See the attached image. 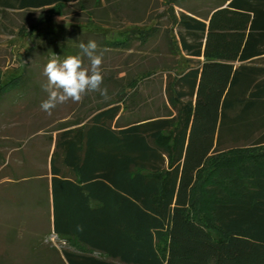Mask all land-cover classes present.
Wrapping results in <instances>:
<instances>
[{"label":"trees","instance_id":"obj_1","mask_svg":"<svg viewBox=\"0 0 264 264\" xmlns=\"http://www.w3.org/2000/svg\"><path fill=\"white\" fill-rule=\"evenodd\" d=\"M187 1L165 0V13L142 23L148 0H0L1 11L38 10L36 22L19 28L24 34L49 22L52 14L41 16L49 9L59 8L62 15L80 11L84 20L58 23L44 35L62 59L80 53L70 43L84 33L128 49L134 40L149 44L163 31L169 55L136 76L104 77L110 99L93 93V107L78 105L81 114L29 145L20 135L11 138L16 128L7 127L0 166L18 179L39 176L40 214L34 218L46 245L55 248L47 241L51 233L61 237L57 196L63 202L71 192L84 195L89 205L82 231L74 234L110 255L109 245L121 242L122 250L129 249L121 254L122 264H264V1H229L213 12L212 4L200 11L192 3L186 7ZM25 72L17 66L0 71V102L11 96L25 105L38 102L40 84L25 83ZM151 81L160 85L163 111L157 105L144 113L158 100L149 105L140 93L139 86ZM25 181L14 186L31 189V180ZM26 208L0 220V251L15 248L17 237L30 233L24 227L33 216L23 213ZM64 255L69 264L109 263ZM0 264L17 262L0 252Z\"/></svg>","mask_w":264,"mask_h":264},{"label":"rangeland","instance_id":"obj_2","mask_svg":"<svg viewBox=\"0 0 264 264\" xmlns=\"http://www.w3.org/2000/svg\"><path fill=\"white\" fill-rule=\"evenodd\" d=\"M148 1H150L147 7L148 14L144 16L142 23L148 22L151 15H161L162 13H165L166 7L163 6V1L165 0H156L157 2H155V0ZM191 1L189 0V2H185L184 5L186 7H191L193 4L195 9L200 11L208 10L212 4V1L209 0ZM70 8L71 7L68 9ZM117 13L118 15L123 14L120 10H118ZM49 14H52L49 22L39 24L36 32L24 34L18 32L19 28L28 27L30 24L36 22L37 17H39L38 10H0V71H3L9 66L24 67L26 71L24 73L25 79H36L40 84L36 87L38 90L37 92L40 93L34 96L38 101L37 103L32 104L29 102L28 105H25L24 101L19 100L17 102H13L12 100L16 96H11L10 101L4 100L0 102V121H2V119L6 121L5 126H10L9 129L16 128V135H20L24 142H26V145H29L33 139L35 140L40 138V136H43V132L48 135L50 134L49 131L57 125L65 122V120L69 121L73 119L81 111L78 105L85 106L82 104L85 102L86 104H89L90 107H93L97 102L94 94L90 93L84 98L82 103L76 104L69 102L67 104L60 105L53 110L51 115H48L41 110V102L47 98V93L41 87L42 83L46 80V78L42 75V71L52 55H57V53L50 50V46H48L49 41L44 35H46V31H54V29L58 27V23L66 24V21H76L77 23L81 22L85 18V16L78 10H67V14L62 15L59 12V8L49 9L47 12L45 11V13H42L41 16H48ZM166 19V17H163L158 20V22L161 23V30L164 29ZM139 27L142 26L139 25ZM69 30L71 31L70 27ZM162 33L163 31L149 44L142 45L139 40H134L128 49L111 48L107 44L102 43L101 37L87 33H84L80 37H75V43L72 42L70 45L79 47L81 42L86 44L90 40L96 41L99 46L98 50L103 51L104 77L112 74L114 78L112 80L118 81L117 78L119 77L136 76L139 72L145 69L152 66L159 67L163 64L162 62H165V60L168 61L167 59H169V55H166V48L163 46L161 37ZM108 35H110L108 37H111L114 33H109ZM162 59H164V61H162ZM85 63H88L87 58H85ZM161 74L163 75L164 73H161L160 71L157 73V75ZM26 80L25 83L29 82V80ZM153 81L139 86L140 93L147 98V103L149 105L155 98L158 99L155 101V105L151 104V106L146 107L143 110L144 113L156 111V107H158L157 105L160 106V111H163L161 109L162 101L159 99L160 85L158 82ZM127 91L131 92V89H128ZM20 129H22V133L19 132ZM35 130L38 131L36 132ZM33 131H35L36 134H33ZM28 136H30V138ZM17 165L19 166L18 163H13V166L16 169H18ZM21 182L26 181L19 180L17 183H10L7 181L0 182V197L7 192L9 196L11 195V197H9L10 199H7L8 201L0 198V220L6 218L10 219L8 213L11 209H13L16 199L12 196L19 193L17 192V188L10 184H18ZM2 200L5 202L2 203ZM16 216L14 218H16ZM47 241L50 242L49 236L47 237ZM53 241L58 248L67 245L66 242L57 241L56 239Z\"/></svg>","mask_w":264,"mask_h":264},{"label":"crops","instance_id":"obj_3","mask_svg":"<svg viewBox=\"0 0 264 264\" xmlns=\"http://www.w3.org/2000/svg\"><path fill=\"white\" fill-rule=\"evenodd\" d=\"M212 1V12L214 11L215 7H226L229 1H264V0H209ZM177 9V8H176ZM81 114V113H80ZM0 140H6L10 138L8 136L7 127L3 124L0 126ZM6 131V132H5ZM15 133L14 136H11V138H15L16 135V129H14ZM56 131L54 132V134ZM3 149V148H2ZM5 149V148H4ZM8 160V156H6V161ZM4 162V164H6ZM3 167V165L0 166V169ZM13 169L17 171L14 166H12ZM18 167V165H17ZM33 171L39 170L38 167L33 166ZM67 170V169H65ZM17 176H14V174H11L7 169H1L0 170V182L7 181L10 183H17L19 180L24 181L27 179V181L31 180V189L27 190H17V192L13 198H19L21 197L24 199V201L19 203H14V207L12 210L17 209V207H23L26 206L25 209V215L30 217L31 220L27 222L24 227V230H29L30 233H27L26 235L20 234L17 239L15 240V243L11 244V246H14L15 248L6 249L1 248L2 250L1 255L2 256H12L15 258L17 264H24V262H45L44 264H61V261L65 264H69L68 260L65 258L64 253L68 252L71 254V258H77V260H80V262H83V257H77L76 255H84V256H94L95 258L102 259L104 261H108V264H122V258L121 254H129V249L122 250L121 248V242L119 241H113V243L109 246H113V255L106 254L104 252L94 250L90 247L89 244L85 243L84 240H82L80 237H77L74 233H77V231H82L78 228V226H82V223L85 219V214L89 210V205L87 202V199L84 195L80 193L73 194L71 192H66L65 194V200L62 202L60 198L58 199L57 196V208L59 210V223H58V230L60 232V239L64 240L67 245L64 247H56L52 248L49 245H46V240L41 239L40 236L37 234L38 228L40 227L38 220L34 218L37 214H40V207L38 206L36 200L40 197L39 195V189H38V177L34 176L31 178H16ZM10 185H16V184H10ZM29 185V183H28ZM8 193V192H7ZM7 193L3 194L0 198L6 199L5 201H8L7 199L11 197ZM10 199V198H9ZM29 199H31V202H28ZM2 200L1 202H5ZM52 197L50 196V229L53 231V206H52ZM29 204V205H28ZM62 207L65 208V211H62ZM31 211V212H29ZM62 217V218H61ZM57 248V249H56ZM74 254V255H73ZM74 260V259H73ZM76 260V259H75ZM86 260V259H84ZM76 262V261H75ZM79 264H86V261L84 263Z\"/></svg>","mask_w":264,"mask_h":264},{"label":"clouds","instance_id":"obj_4","mask_svg":"<svg viewBox=\"0 0 264 264\" xmlns=\"http://www.w3.org/2000/svg\"><path fill=\"white\" fill-rule=\"evenodd\" d=\"M80 53L60 56L52 55L43 68L42 75L46 78L42 89L47 98L41 102L42 111L51 115L60 105L82 103L90 93H99L104 100L110 99L104 81L103 51L94 40L79 44ZM87 58L88 63H85ZM82 230V226H78Z\"/></svg>","mask_w":264,"mask_h":264},{"label":"built area","instance_id":"obj_5","mask_svg":"<svg viewBox=\"0 0 264 264\" xmlns=\"http://www.w3.org/2000/svg\"><path fill=\"white\" fill-rule=\"evenodd\" d=\"M54 239H56L57 241H62V242H65L64 240H61L55 233H51L50 235H49V240H50V242L54 245V246H56L55 245V242L53 241Z\"/></svg>","mask_w":264,"mask_h":264}]
</instances>
